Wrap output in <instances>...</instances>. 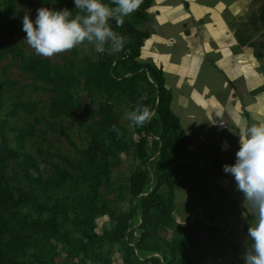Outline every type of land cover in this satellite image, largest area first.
Returning <instances> with one entry per match:
<instances>
[{"label": "trees", "instance_id": "obj_1", "mask_svg": "<svg viewBox=\"0 0 264 264\" xmlns=\"http://www.w3.org/2000/svg\"><path fill=\"white\" fill-rule=\"evenodd\" d=\"M39 1L43 7L48 6L47 0ZM151 1L142 0L141 13L146 14ZM64 8L74 10V0L54 6L56 10ZM14 14L15 0H1L0 16L12 27ZM109 23L123 37L126 29L136 43L125 44L118 57L104 55L87 62L81 73L82 83L67 68L56 66L48 58L20 59L21 70L49 94L45 113L38 108L37 101L20 104L27 114L34 115L37 124L47 125L61 115L73 117L76 111L97 117L98 122L88 126L89 142L84 148L62 157L65 165L47 161L55 169L49 177L41 174L31 155L27 156L24 164L28 168L22 173L7 172L8 160L16 156V151L8 146L0 125V264H205L208 253L212 254L221 244L217 234L215 239L211 237L198 244L195 225L178 222L173 216L178 182L171 165L177 162L185 133L170 109L171 94L164 84L162 70L137 60L148 31L130 23L121 26L114 20ZM13 51L10 39L1 42L0 60ZM120 64L131 67L130 74L121 73ZM137 78L153 87V95L141 99L127 112L144 105L154 116L142 127L132 126L140 134L133 141L125 139L111 100L124 84L133 88ZM16 83L9 79L0 82V95L5 84ZM80 84L101 95L95 107L81 103L75 92ZM137 93L131 89L132 96ZM36 122L18 129L19 145L24 136L33 135ZM148 137L154 138L150 153ZM156 151V155L152 154ZM40 152L46 158L54 157L47 150ZM130 153L134 154L136 165L127 186L119 187L115 197L102 194L112 167L119 165L121 154ZM124 196H128L127 207L118 210L116 204ZM104 216L111 226L100 227L97 219ZM243 221L247 232L248 223ZM207 248L211 250L208 252ZM61 254L63 259L55 262ZM230 256L242 261L236 245Z\"/></svg>", "mask_w": 264, "mask_h": 264}, {"label": "crops", "instance_id": "obj_2", "mask_svg": "<svg viewBox=\"0 0 264 264\" xmlns=\"http://www.w3.org/2000/svg\"><path fill=\"white\" fill-rule=\"evenodd\" d=\"M263 5L264 0H152L146 9L149 34L137 60L162 70L170 109L185 132L178 158L184 155L190 162L186 169L194 173L185 175L174 168L177 162L171 165L178 182L173 214L178 200L184 211L195 208L188 224L195 225L196 236L199 227H206L198 218L193 221L201 214L212 224L219 221L216 234L222 241L238 239L241 223L243 228V219L235 222L232 214L233 208L244 210V197L224 165L235 163L239 136L264 122ZM193 181L204 192V201L185 199ZM209 189L215 197L208 195ZM206 204L218 206L217 214L206 216ZM221 245L208 255H216Z\"/></svg>", "mask_w": 264, "mask_h": 264}, {"label": "rangeland", "instance_id": "obj_3", "mask_svg": "<svg viewBox=\"0 0 264 264\" xmlns=\"http://www.w3.org/2000/svg\"><path fill=\"white\" fill-rule=\"evenodd\" d=\"M48 8L54 9V6L57 3H62L66 0H47ZM1 2V0H0ZM43 7L39 0H15V26L12 27L11 24L4 20L0 16V43L8 39L11 41V46L14 48L13 52L5 54V57L0 60V82L5 80H14L18 83L13 85H4L2 93L0 95V125H3L6 141L9 147H13L16 151V156L8 160L7 172H18L22 173L24 169L28 168L25 166L24 162L27 159L28 155H31L36 164L38 165L40 172L44 177H49L52 172L55 171L53 167L47 164V161H53L58 165H65L62 157L72 156L75 153L76 149L84 148L89 142V135L87 133L88 126L92 123L98 122L97 117L91 115H86V113H80L76 111L73 117H66L61 115L60 117L54 118L50 123L37 124L34 119V115L27 114L21 107L20 104L27 101H37L38 108L45 113L46 105L48 103V92L41 88L39 82H33L31 77L24 73L21 70L19 65L21 57L28 59L29 57H44L48 58L53 64L60 68H67V70L75 75L82 83L81 73L85 68L87 62L92 60H97L105 56L118 57L120 53H112L105 51L104 53L97 52L95 47L87 42L82 43L81 45L73 48L72 50L65 51L59 54H55L51 57H45L42 55L36 54L35 50L32 49L26 41V33L22 30V18L24 15L28 14L31 16V19L35 21L37 15V9ZM148 19L149 14L141 13L140 9L132 13L131 15L124 18V23H130L137 29L147 30L148 29ZM125 34V44H135L136 40L133 35L127 33V30L124 29ZM11 33V34H10ZM119 70L124 75L130 74L131 67L127 64H120ZM134 87H129L128 83L124 84L123 87L116 92L111 100L114 111L119 116V125L123 128L125 139H132L137 141L140 138V134L137 131L133 130V127L130 126V121L126 119V113L129 107L136 104L141 99L153 95V87L142 80V78H137ZM131 89L137 91L138 93L134 96L131 95ZM75 92L80 96L82 104L91 103L94 107L101 100V95L95 93L91 89H84L81 84L76 88ZM35 123V129L33 135H26L23 137L22 144L19 145L16 139L18 134V129H23L28 127L31 123ZM185 133V132H184ZM153 137L147 138V151L150 153L153 151ZM187 140L191 142L194 138L188 137ZM152 142V143H151ZM40 150H47L50 153H54V157L46 158ZM158 151L152 153L157 154ZM133 161H136V158L133 153L130 154H121V161L118 166L112 167L109 174V181L107 185H103L101 193H107L108 197H115L114 192L120 190L121 188L126 187L128 184V177L133 170L134 164ZM137 163V162H135ZM188 164L190 162L184 158V155H180L177 159V166L174 168L180 173H194V171L187 170ZM172 171L175 173L176 170L171 167ZM196 175V174H194ZM205 179V176H203ZM204 184V180H198ZM198 187V188H197ZM83 190V189H82ZM81 190V192H82ZM181 191V190H179ZM113 192V193H112ZM125 192V190H124ZM124 192L122 195H124ZM112 193V194H111ZM208 195H212L214 191L209 189L207 191ZM186 200L189 202H200L205 200V194L199 190V186H196L195 181H193L188 187L187 190L183 193ZM75 195L72 194V197ZM105 195V194H104ZM215 197V195L213 194ZM128 196H124V200L118 202L116 207L118 210L125 209L127 207ZM182 200H178L175 203L176 211L173 216L178 221H184L189 223V215L193 214L194 209L187 206L183 209L181 206ZM224 204H230L229 201ZM223 204V206H224ZM225 207V206H224ZM213 208V209H212ZM206 216L213 217V214H217L218 206L207 205L202 207ZM188 210L189 212H186ZM220 210H222L220 208ZM213 211V212H212ZM223 211V210H222ZM233 214L235 216V222L241 220V207L233 208ZM182 213V215H181ZM223 215V214H222ZM222 215H219L221 217ZM230 215V214H229ZM231 216V215H230ZM200 222H204L206 227L201 226L198 229L197 241L198 244L208 240L210 233H212V238L215 239L216 234V224L219 222L216 221V224L209 221V217H205L203 214L198 217ZM98 224L101 226H111V222L107 217H101L97 219ZM197 221V220H196ZM192 222V221H191ZM244 222V221H243ZM100 227L97 229V232H100ZM234 227V226H233ZM241 230L239 232L238 239L228 238L226 241H222L221 247H218L216 250V255H207L205 258V264H244V261L237 262L236 259L230 256V251L233 245L239 246L240 257L244 252L245 241L247 233L244 232L242 228V223L240 224ZM235 228V227H234ZM167 231V230H165ZM168 232H164L165 234ZM216 242V240H214ZM220 241V240H219ZM211 248H207L209 252ZM143 258V257H142ZM63 259V254L55 258V262H59ZM141 259V258H140ZM113 264H118L114 262Z\"/></svg>", "mask_w": 264, "mask_h": 264}, {"label": "clouds", "instance_id": "obj_4", "mask_svg": "<svg viewBox=\"0 0 264 264\" xmlns=\"http://www.w3.org/2000/svg\"><path fill=\"white\" fill-rule=\"evenodd\" d=\"M74 4V10L41 7L36 10L35 21L24 15V41L36 54L51 57L84 42L100 53L120 52L125 37L116 33L109 22L123 25L124 18L137 11L142 0H74ZM125 115L130 126L142 127L150 122L154 112L138 105ZM239 137L235 163L224 165V172L234 178L237 191L244 197L241 217L247 221L248 229L241 258L244 264H264V122L252 124ZM223 147H228L227 142Z\"/></svg>", "mask_w": 264, "mask_h": 264}]
</instances>
